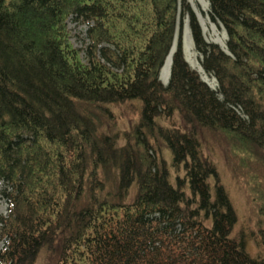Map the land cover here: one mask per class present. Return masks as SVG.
<instances>
[{
  "label": "trees",
  "instance_id": "1",
  "mask_svg": "<svg viewBox=\"0 0 264 264\" xmlns=\"http://www.w3.org/2000/svg\"><path fill=\"white\" fill-rule=\"evenodd\" d=\"M208 3L229 54L185 0H0V264H264V0ZM184 15L218 90L180 38L159 80Z\"/></svg>",
  "mask_w": 264,
  "mask_h": 264
},
{
  "label": "rangeland",
  "instance_id": "2",
  "mask_svg": "<svg viewBox=\"0 0 264 264\" xmlns=\"http://www.w3.org/2000/svg\"><path fill=\"white\" fill-rule=\"evenodd\" d=\"M188 6L190 7L191 11L194 13L202 31L203 39L210 43H216L221 48H225L227 35L218 22H212L210 19V8L208 0H185ZM67 28L71 31L72 37L71 42L74 47L82 49L87 43L86 39V29L87 26L82 23H76L72 19H69L67 21ZM180 38L181 42V49L183 51V56L188 63V65L194 69L200 79L206 84L214 89L218 90V84L216 79L205 72L203 68L201 67V60L202 55L195 49L193 39L191 36V32L189 29L188 24V17L187 15L181 16L178 18L177 26L175 30V37L172 41V44H175V48L178 45V41ZM172 59V57H170ZM171 68V67H170ZM203 70L202 73L199 72L200 70ZM204 72V76H203ZM161 73V71H160ZM170 74V72H169ZM205 77V79L203 78ZM159 79L162 82L159 74ZM169 79V78H168ZM168 82V80H167ZM167 82H162L167 84ZM120 108H114V110L119 113ZM137 120V116L132 114L123 117H118L117 121L119 128L126 129L128 126ZM167 124V122H165ZM207 142L205 145H207L209 148L208 150L205 147L206 153L212 157V160L214 161L217 170L219 172L220 181L227 189L235 207L237 210V213L239 215V219L244 218V214H246V208H247V202H246V194L245 191L238 181V177L233 173V169L231 168V165L229 163V160L227 158L226 153L224 152L223 148L220 147L216 142H214L211 138L207 137ZM167 149V148H166ZM163 148V155L170 159L171 154L168 151ZM211 152V154L209 153ZM7 204L4 200V198H0V215H4L6 213ZM5 247V241L0 238V251ZM42 258V257H41ZM40 262V261H39Z\"/></svg>",
  "mask_w": 264,
  "mask_h": 264
},
{
  "label": "bare ground",
  "instance_id": "3",
  "mask_svg": "<svg viewBox=\"0 0 264 264\" xmlns=\"http://www.w3.org/2000/svg\"><path fill=\"white\" fill-rule=\"evenodd\" d=\"M172 56H168L167 59L164 61L163 66L161 68V73H160V78L162 80V82H167L168 78H169V71H170V66H171V58ZM202 73L203 70L199 69ZM203 76H204V72H203ZM205 79V77H203ZM168 83V82H167Z\"/></svg>",
  "mask_w": 264,
  "mask_h": 264
},
{
  "label": "water",
  "instance_id": "4",
  "mask_svg": "<svg viewBox=\"0 0 264 264\" xmlns=\"http://www.w3.org/2000/svg\"><path fill=\"white\" fill-rule=\"evenodd\" d=\"M173 40H174V39H173ZM174 51H175V44L173 43V44L171 45V48H170V50H169V52H168V55L166 56L165 60L167 59V57H168L169 55L172 56V54H173ZM223 51H224L226 54H229L227 50H224V49H223Z\"/></svg>",
  "mask_w": 264,
  "mask_h": 264
}]
</instances>
